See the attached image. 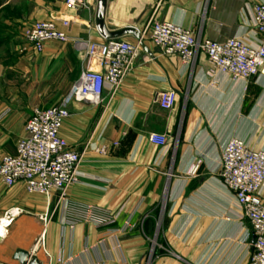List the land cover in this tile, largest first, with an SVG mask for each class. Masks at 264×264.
<instances>
[{"label": "crops", "instance_id": "obj_1", "mask_svg": "<svg viewBox=\"0 0 264 264\" xmlns=\"http://www.w3.org/2000/svg\"><path fill=\"white\" fill-rule=\"evenodd\" d=\"M64 2L0 0V160L27 136L34 109L59 104L87 69L88 59L74 43L105 40L96 25L98 0L78 12ZM258 2L108 0L105 24L109 31L133 27L143 33L151 23L174 22L197 38L224 42L253 30ZM67 17L73 19L68 43H47L42 53L25 43L24 33L35 23ZM210 72L205 54L186 66L146 39L114 97L106 90L100 107L74 103L60 133L69 148L83 153L90 142L108 151L84 152L67 203L111 213L116 223L64 227L66 216L76 215L57 208L56 192L31 194L23 183L7 188L0 179V224L13 219L0 235V262L21 264L15 259L21 250L41 264H251V226L219 171L231 137L264 149V76L253 78L262 92L246 116L245 84ZM172 90L177 104L161 109L157 97ZM153 134L166 136V147L152 144Z\"/></svg>", "mask_w": 264, "mask_h": 264}, {"label": "built area", "instance_id": "obj_2", "mask_svg": "<svg viewBox=\"0 0 264 264\" xmlns=\"http://www.w3.org/2000/svg\"><path fill=\"white\" fill-rule=\"evenodd\" d=\"M65 7L73 12L89 10L88 0H65ZM72 18L59 22H37L28 29L23 39L36 53H42L47 43H68V30ZM253 30L224 42L200 39L195 34L174 22H156L148 25L135 43L123 39H105L103 42L78 40L74 48L84 53L88 67L74 83L70 92L57 105L34 109L26 125L27 136L19 141L14 154L0 160V179L7 188L23 183L31 194L47 197L56 192L59 196L57 208L62 205L66 212L73 211L75 217H67L64 227L74 229L80 222L106 228L116 223V218L106 211L90 206H72L67 203V190L79 183V168L83 154L88 148L106 154L107 146L97 148L90 142L83 153L69 148L61 136L65 121L71 116L74 103L100 107L104 104L106 90L112 97L118 92L126 77L132 72L135 60L146 39H149L162 54L177 55L186 66H190L199 54H205L211 65V77H225L234 83L249 82L264 76V0L253 6ZM178 101L175 91L162 93L156 99L163 110H171ZM149 141L166 147V136L153 134ZM117 146V144H114ZM200 162L192 166L190 173L196 174ZM223 186L233 195L243 219L251 226L254 237L251 264H264V149H254L239 137H231L223 147L220 171ZM67 212V213H68ZM9 224L13 219H8ZM248 234L249 236H251ZM44 234L38 243L43 244ZM62 263V260H59ZM0 264H2L0 262Z\"/></svg>", "mask_w": 264, "mask_h": 264}, {"label": "water", "instance_id": "obj_3", "mask_svg": "<svg viewBox=\"0 0 264 264\" xmlns=\"http://www.w3.org/2000/svg\"><path fill=\"white\" fill-rule=\"evenodd\" d=\"M107 3L108 0H98L97 4V11H96V25L100 35L104 39H122L126 36H133L138 41H141V34L140 32L133 28L127 27L118 31H109L105 24V17H106V10H107ZM253 237V242H254ZM15 259H17L21 264H41L38 258L32 255L30 252L27 251H17L15 255Z\"/></svg>", "mask_w": 264, "mask_h": 264}, {"label": "rangeland", "instance_id": "obj_4", "mask_svg": "<svg viewBox=\"0 0 264 264\" xmlns=\"http://www.w3.org/2000/svg\"><path fill=\"white\" fill-rule=\"evenodd\" d=\"M262 90L257 84V80L253 79L249 82L245 93V114L246 116L252 110V106L258 100Z\"/></svg>", "mask_w": 264, "mask_h": 264}, {"label": "bare ground", "instance_id": "obj_5", "mask_svg": "<svg viewBox=\"0 0 264 264\" xmlns=\"http://www.w3.org/2000/svg\"><path fill=\"white\" fill-rule=\"evenodd\" d=\"M8 224V222L4 221L2 224H0V235H3L5 233V226Z\"/></svg>", "mask_w": 264, "mask_h": 264}]
</instances>
